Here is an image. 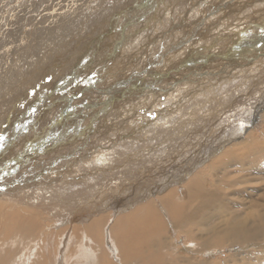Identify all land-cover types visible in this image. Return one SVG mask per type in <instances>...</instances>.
Instances as JSON below:
<instances>
[{
  "label": "bare ground",
  "instance_id": "obj_1",
  "mask_svg": "<svg viewBox=\"0 0 264 264\" xmlns=\"http://www.w3.org/2000/svg\"><path fill=\"white\" fill-rule=\"evenodd\" d=\"M78 1L0 0V21L3 12L12 14L13 10L23 5L25 13L17 16L18 23L31 19V13L36 10L47 16L45 12L49 9L55 12V17L50 19V26L41 34L42 39L46 36L49 39V32L55 24L60 25L58 22L66 18L72 20L71 17L90 19L91 16L85 14L89 5L97 3L104 7L103 4L108 3L107 0H83L85 5L78 6ZM138 1L133 8L135 11L141 8V11L137 12L135 19L128 18L126 24L131 20L138 21V29L122 30L121 39L117 38L122 42L131 31L143 30V21H147L143 20L145 13L148 15L149 10L155 7L173 3L169 5V13L163 9L166 13L163 14L165 22L159 44H156L158 46L146 47L142 52V60H147L148 64L142 66L139 62L138 67L132 69L137 70L135 81H139L131 86H127V81L123 80L120 86L112 84L101 87L99 80L102 78L99 75V80L88 81L89 85L83 86L80 94L73 95L64 90L62 94H49L47 111H61L50 115L51 119L42 127L44 130L40 134H31L34 130L31 131L33 119L24 118V122H19L20 128H27L30 132L18 135V131H15L14 136L18 135L19 139L11 138L12 142L5 148L0 147V264L15 258L12 253L17 246L24 251L22 256L26 248V253L33 254L34 259L30 260V264H50L51 255L47 253L45 256L42 252L44 244H53L52 249L56 250L64 241L63 248L66 244L68 247L71 245L69 249H75L74 255L81 264H224L221 259L206 258V254L212 253L214 248L243 244L255 245V248L241 255H230L225 258V264H264V178L254 176L264 170V80L261 81L263 85L249 96L248 84L251 80L240 82L244 75H239L241 71L247 74V65L252 64V61L253 73H256L254 68L264 64V19L248 22L245 19L248 13L245 18H241L240 11L250 0H237L232 10H229L227 3L236 0ZM255 1L258 3L254 7L264 10V0ZM198 4L201 5L199 8L205 7L204 13L207 12L210 18L219 15L218 20L212 22V19V23H209L203 19L196 21V16H187ZM98 9L93 10L98 13ZM129 9L126 12L131 11ZM231 12L238 14L232 16ZM181 16L183 18L178 20ZM232 19L237 20V32L241 34H235L236 30L230 28ZM45 20L42 19L37 30L31 32L25 31L26 28L21 30V26L16 24L3 27L2 39L5 40L0 42V54L4 50L6 53L0 57V98L5 95L12 97L20 90L17 87L23 83L25 85L24 80L32 72V69L26 68L27 63H32L28 61L27 54L12 58L9 54L11 49L8 48L12 46L18 51L15 44L20 43L21 36L26 35L27 38L28 34L39 35ZM96 24L93 25L98 28L101 23L99 26ZM119 24L120 20L116 25ZM190 26L189 32L196 34L190 39L193 43L206 34V29L211 26L217 31L211 35L206 46H197L183 54L187 57L182 61V56L176 53L179 48L171 53V45L177 34ZM43 27H46L45 24ZM110 32L113 33L112 30ZM220 40L226 45L218 51L215 42ZM116 49L109 52L114 54ZM117 50L118 54L120 48ZM193 50L197 52L195 56L191 55ZM92 58L89 56V60ZM38 61L34 60V68ZM80 63L86 61L82 59ZM225 65L230 72L237 69L239 81L229 79L226 83L222 82L228 78L224 76V71L228 69ZM85 67V64L80 66L81 71L75 73V79L83 75ZM192 77L196 78L192 80ZM214 84L218 88L217 95L213 92L212 96L206 98L198 93L207 90L212 92L210 88ZM183 91L189 93L186 98L188 102L193 100L196 103L191 105L182 102L179 93ZM77 96L84 103L81 102L83 107L75 114L79 106L75 99H78ZM162 97L164 101L160 100ZM176 100L180 101L179 105ZM60 101L63 103L60 104ZM148 102L152 103L148 109H154L156 118L150 119L138 112ZM173 104L177 110L172 119H168L164 115L172 109ZM160 105H164V108ZM90 110H95L93 112L96 114L91 122L86 119L91 114H88ZM112 112L117 114L111 116ZM81 121L83 123L79 125ZM216 121L222 122L213 129ZM16 127L10 124L4 132L13 131ZM75 145L80 148L77 150ZM154 168L156 173L149 174ZM52 172L55 174L52 175ZM45 173L50 175L39 180L32 189L23 190L25 183ZM246 181L263 185L260 193L257 190L247 191L246 196H256L247 201L239 199L245 192L242 187ZM176 234H179L177 238L185 234L186 242L189 243L187 246L198 255L179 253L181 247L176 245ZM107 242L112 246L111 251L106 248ZM258 243L260 245L257 246ZM51 250L46 251L51 253ZM22 256L20 260L23 262L19 259L18 262L27 264ZM78 258L74 264L79 262ZM65 260L68 261L67 257Z\"/></svg>",
  "mask_w": 264,
  "mask_h": 264
},
{
  "label": "rangeland",
  "instance_id": "obj_2",
  "mask_svg": "<svg viewBox=\"0 0 264 264\" xmlns=\"http://www.w3.org/2000/svg\"><path fill=\"white\" fill-rule=\"evenodd\" d=\"M82 1L81 0L78 1V3H77L78 6L79 5L80 6L85 5L84 1L83 2ZM113 1L114 0H107L106 2H108V3H104L103 4L105 8L103 6L96 5L97 3L94 5V3H92L93 2L92 1L91 2L92 5H89L90 6L89 8H92V10L89 9V8L87 10L85 9L86 10V13L85 14L88 13L87 14L88 17H89V15L91 16L90 19L86 17L85 19H87V20H85V19L82 20V18L79 19L80 17L79 18L71 17V18H73L72 20H67V18H66L63 21L58 22V23H60V25L57 26L55 24L54 29H51V32H49V39L46 36L48 40H46V37L44 39H42L41 34L44 31H46L48 29V27L50 26V19L53 18V17H55V12L54 11H49V9H47V11L45 12V13H47V16H46L44 13H41V12H39V10H36V11H34V12L31 13L32 14V18L31 19H29V20H27L25 22H22V23H18L16 21V18H17V16H21L23 13H25V11L22 8L25 5H23L21 8H18V9L13 10L12 11V14L9 11L3 12V15L4 16H3L2 20L0 21L1 23H3V24L0 23V42L1 43H3L4 40H5V39H2V37H3V34H4V28H5L4 26H6L7 24H16L17 26H21V28H20L21 30H23V28H26L25 31L31 32L33 30H37L36 28L39 27L40 21L42 19H46V20H45V22H43L41 24V30H42V32L39 35H37V34H31V35L28 34L27 35V38H26V35L24 37L21 36L20 43L15 44V47L18 48V51H16L14 49V47H12V46L10 48H8V50L11 49L9 51L10 52L9 54H10V56L12 58H15V57L18 58L21 54H25L26 53L27 54L28 61H31L32 62L30 64L27 63L26 64V68L27 69H32V72L30 73L29 77H26L27 79L24 80L25 85L23 83L22 86L17 87V88H20V90L18 92L14 93V95H13L14 97L12 96V97L8 98V95L7 96L5 95L3 98L1 97L2 99L0 98V136L4 137L3 138L4 140H0V147L1 148H5L4 147L5 145L7 146V144L11 143L12 142V141L10 142L11 138L17 140V139H19V136L18 135H22L23 132H27V133L30 132L27 128H25V129H21L20 128L21 123H19V122H21V121L24 122V118L25 119L28 118L29 120L33 119V126L31 128V131L33 129L34 130H33V132H31V134H40V132L42 130H44V128H42V127H45L46 124L51 119L50 115H56L55 113L58 114L61 111V109H60V110H56V112L49 113V111H47L46 101L49 100V97L50 96H53V95H56V94H62V90H64L65 92H68V93L69 92H72V93H74L73 95L80 94L81 89L83 88V86H86L87 84L89 85V82L90 81H93L94 79H95L94 81H96V80L98 81L99 78L100 79L102 78L101 80H99V81H101L100 82V86L101 87H107V86H110L112 84H114V86H116V85L117 86H120L121 85V82L123 80H126L127 81V82H125L127 84V86H131V85H133V84H135V83H137L139 81V79L137 81H135L136 80L135 78L138 75V73L136 72L137 70L136 69L135 70H132V69L135 68L134 66L138 67L137 65H138L139 62H140V64L142 66L148 64L147 60L146 61H145V59L142 60V52H144V49L146 47L149 49L153 45L159 44V40L161 38V34L163 33V26H164V22H165L164 21L165 20V17L163 16V14H166V13L163 12V9L164 8L167 9V13H169V9L168 8H170V6H172L171 4H173V3L170 2L172 0H168L170 3H168V5H164V7L163 6L162 7H158V8L155 7L156 10H155V8H153V9L150 8L151 10H149L148 15H145L146 13L144 14L145 17H144L143 20H147V21H143V24H144L143 30H140V31L137 30L138 33H139V34H137L136 33L137 31H131V30L132 29L136 30V29H138V26H139V25H136L138 21H135V20L132 21L133 18L138 14L137 12L141 11V8H138L139 11H135L136 9L133 8V7L136 6V3L139 2V1L138 0H135L134 3H133V0H132V2L130 0H129L130 2L127 1V0H125V1L124 0H120V2H118L119 0H117V1L115 0L114 2ZM141 1L142 0H140V2ZM127 2L130 3V4H132V3L133 4L132 5H130V4L128 5ZM119 3L121 5V8L123 6H125V8L123 7L121 9ZM143 3H145V2H143ZM235 3L237 4V0L235 2H229V3H227L229 5V7H230L229 10L230 9L232 10L233 8H235V6H236ZM256 3H258V1H255V0L254 1L252 0L251 1L250 0V2L247 3L246 7L243 8L244 10L242 9V11H240L241 18H245L247 16L245 19L248 20V22L250 20H252L250 22H260L262 19H264V13H263L264 10H262L263 11L262 12L260 8L254 7V5ZM110 4L113 6V9L114 10L112 9V7H111ZM115 4H117V5L115 6ZM124 4L128 5L129 7L128 6L126 7V5H124ZM200 4H204V3H200ZM230 5H232V8H231ZM107 6H110L111 7V13L109 11L110 7L107 8ZM118 6H119V8H118ZM200 6L201 5H199V4L197 6H195L193 8V10H191L190 13L187 14V16L190 17L192 15L191 18H194L196 16L195 17L196 21H202V19H203L205 21H208L209 23L211 22L212 19H213L212 22L218 20V16L219 15L211 16V18H210V15L207 14V12L204 13L206 11L205 10V7L202 6L201 8H199ZM97 7L100 8V9L101 8L105 9L106 10L105 12H107V14L104 12V10L101 9L102 11H100V9H98ZM114 7L115 8L117 7V8L115 9ZM247 7L250 8V9H248ZM161 8H162V10H160ZM198 8H199V13L196 15V11H197ZM93 9L95 11H97V9H98V11L100 13L103 12V14L104 13L106 14V15L104 14L105 16L102 14L104 17H106V16L107 17L104 18V17H102V15L100 16L99 15L100 13L99 12L96 13ZM117 9H121V10L119 11ZM127 9H129L131 11H127L126 12ZM157 9H159V11ZM245 9H247V10H245ZM255 9H256V11H255ZM262 9H264V7ZM112 10H113V12H112ZM200 11H202V12H200ZM251 11L253 13L250 14V16L248 17V14ZM38 12H39V15H38ZM130 13H132V14L134 13L135 15H132ZM158 13H160L161 15H159ZM235 13L236 12H231V15L234 16ZM108 14H110V15H108ZM237 14L238 13H236V16H237ZM140 15L143 16V14H140ZM130 17L132 18V20L129 22L128 25H126L127 24V19L130 18ZM159 17H162V18H159ZM97 18H98V20L96 21ZM182 18H183V16L179 17L178 20H180ZM206 18H209V19L206 20ZM93 19L97 23V24L95 22L93 23V24H96L95 26H99V24L101 23L99 27L102 30H100L99 27L98 28L97 27H94V25L92 24V22L94 21ZM106 19L107 20L109 19L108 22L106 21ZM121 19H123L125 21H123V20L121 21ZM88 20H89V22H88ZM119 20H120V24H119V26H117L116 24L119 23ZM232 20H233V25L230 28H232L233 30H236V33L235 34H237V35L241 34V32L239 34L237 32V29H238V27H236L237 20H234V19H232ZM67 22H69V24ZM73 22H75V23H73ZM86 22H87V24H86ZM103 22H104V24H102ZM24 23H27V24L24 25ZM88 23H89V25L91 24V26H89ZM105 23H107V25ZM123 23H124V25H123ZM43 24H45L46 27H43ZM104 25L106 26V28L104 27ZM59 26H61V27H59ZM101 26L103 28H105L106 31H104V29ZM233 26H235V29H234ZM239 26H241V25H239ZM115 27H117V28H115ZM125 28H126L127 31L130 28H132V29L130 30L131 32L129 31L130 33H128L127 37L125 38V40H124L125 42L124 41L122 42V41H120V39H121V35L123 34V31L122 30H125ZM115 29H117V30H115ZM190 29H191V26L188 27V28L186 27L184 29V31L181 30V32L179 34H177V38L175 39V41L171 45L172 46L171 53L176 52L177 49L179 48L178 49V52H176V53H178L179 55L182 56L181 57L182 61L184 59H186V57H187V56H185L183 54L189 53L192 49H195L197 46H202V47L206 46L207 43H208V41H209V39L211 38V35L214 34L215 31H217V29L215 27L211 26L209 29H206L208 31V33L206 31V34L202 35L201 38L199 37L193 43V42L190 41V39L192 37H194L196 34L195 35L191 34L189 32ZM221 29H223V27ZM21 30H20V32L22 33ZM75 30H76V32H75ZM98 30H100V32ZM110 30L113 31L112 34H111ZM82 31H85V32H82ZM108 31H109V33H108ZM119 34H120V36H119ZM92 35H93V37H90L89 38V36H92ZM129 35H131V36H129ZM137 35H138V38H137ZM117 38H120V39H117ZM105 42H106V45H107V47H106L107 50L105 48L106 45H104ZM113 42H114V44H112ZM118 43H119V45H118ZM215 44L218 47V51H221L225 47V45H226V43H224L221 40L219 42H215ZM94 46H95V48H93ZM110 46H111V48L113 47L112 49L110 48L111 50L108 48ZM119 46H121V47H119ZM122 46H125V47H122ZM129 46H131V47H129ZM156 46H158V45H156ZM115 47L117 49L120 48V51H119L118 54H117V52H118L117 49L114 51V54L112 53L113 52V49ZM217 47L214 46V48H217ZM121 48H123V50H121ZM131 48H133V49L131 50ZM175 48H177V49H175ZM91 50H93V51L91 52ZM100 50H103V51L105 50V51L104 52L103 51L101 52ZM109 50L112 51V52H109ZM106 51H108L109 52L108 54H110V55H108ZM133 51H135V52H133ZM5 53H6L5 50L2 51V54H0V57L3 54H5ZM196 53L197 52H195V50H193V52L191 53V55L192 56H195ZM100 54H103V55L100 56ZM113 55H115V56H113ZM86 56L88 58H86ZM89 56L90 57H94V58H92V59L89 60ZM250 57L253 58L254 55H250ZM21 58L24 59L25 58L24 55H22ZM111 58H112L113 61L110 60ZM36 59H39V61L37 63H35V68H34V65L33 64H34V60H36ZM82 59L84 61H86V63H80V61ZM105 59H108L109 61L108 60H105ZM254 61H255V59H254ZM101 62L103 64H100ZM104 62H107V64L104 63ZM82 64H85V66H86L82 70L83 75L79 79H75L74 78V75L78 71H81L80 70V66ZM110 64L111 65L114 64V66H110ZM96 65H97V67H96ZM251 65H254L253 64V61H252V64H250L249 66L247 65V74H246V72H243L242 73V71H241V74H239L240 76L241 75H244L245 76V77L242 76V78H241L242 81L240 80V77L238 75V72H236L237 69H236V71L233 70V71L230 72L229 71V68L226 67L227 65H225V67L228 68V69L224 71L225 72L224 76H228V78L227 79L224 78L222 82L223 83H226V82H228L229 79H231L232 81H239L240 80V82H243V81L246 82V81L251 80V82L249 81V84H248V94L250 96V94H253L254 91H256L259 86H261V85L264 84V83L261 84V81H262V79L264 80V78H261V79L258 78V76L259 77H264V64H263V66H261L260 64H257V65H260L261 68H259L260 66L258 68L257 67L254 68L256 70V73H253L251 71V68H253V67H251ZM73 66H74V68H73ZM108 66H109V68H108ZM110 67L113 68V69H111ZM123 70H125V71H123ZM240 70H241V68H240ZM249 70L253 74H251ZM86 71H88V72H86ZM103 72H105V73H103ZM96 73H97V75H96ZM101 73H103V74L101 75ZM41 74H42V76H41ZM233 74H235V76H234V78H231V76ZM99 75H100V77L98 78L97 76H99ZM104 76H106V79H105ZM31 77H33V79L35 78L34 79L35 81ZM88 77H89V79H88ZM49 78H51V79H49ZM195 78L196 77H192V80L195 79ZM243 78H244V80H243ZM251 78L252 79L253 78H256V79L255 80H252ZM90 79H92V80H90ZM169 79H170V77L168 78V80ZM31 80H33V81H31ZM252 81L255 82V83H253ZM15 82H14V85L16 84ZM250 83H252L253 85L251 84L252 85L251 86ZM72 86H74V87H72ZM216 86L217 85H215V84L211 86L212 88H210V89L213 90L212 92L209 91V92H211V94H209V92H207L208 90L207 91H204V93H200V92H198V93L201 96H204V97L206 96V98L207 97H210V95L212 96L213 94L214 95H217L216 93H218V88ZM226 86H228V85H226ZM39 87H41V88H39ZM32 88H34V89H32ZM250 91H251V93H250ZM201 92H203V91H201ZM213 92H215V93H213ZM49 94H50V96H49ZM179 94L181 95L180 97L182 99H180V100L182 102L184 101V102L190 103V104L191 103L192 104L196 103L193 100H189V102H188V100L186 99V98H188V95H189L188 92L183 91V92H181ZM199 94H197V95H199ZM207 95H209V96H207ZM77 97H78V99L77 98H75V99H76V102L79 104V106H77V109L75 110L76 112H74L75 114H78L79 113L80 109H82V107H83L82 106V103H84V100L82 98H79V96H77ZM5 98H7V101L6 102H5V100H6ZM15 98H17L16 101H15ZM79 99H81V100H79ZM184 99H186V100H184ZM62 101H64V100H62ZM176 101L178 102L179 100H176ZM62 103L60 101V104H62ZM179 104H180V101L178 102V105ZM7 105L10 106V107H8ZM149 105H152V103H149L148 102L147 104H145V108H148ZM174 106H175V104H173V107ZM173 107H172V109L170 111L165 112V115L164 116L168 117V119H172V117L175 115L174 112L177 110V108H175L176 106L174 108ZM45 108H46V110H45ZM95 110L88 111V114L91 113L90 115H88L86 117V119L88 121L91 122V120H93L94 116L96 115L94 113ZM41 112H42V114H40ZM115 114H117V112H112L111 113V116H113ZM38 115H39V117H38ZM41 119H43V120H41ZM70 120L68 119V121H70ZM70 122L68 123V126H70ZM221 122L222 121H219V122L216 121V123L213 125V129H216L217 128V125L219 123H221ZM82 123L83 122L81 121L79 123V125H82ZM10 124H12L13 127L14 126H17L16 127L17 130H15L16 129L15 128L13 131H10V132L5 133L4 131L7 130L6 127H9ZM257 124H259V123H257ZM72 125H73V123H72ZM15 131H18V135H15L14 136ZM6 136H8V139H6L7 138ZM3 141L5 142V144L3 143ZM23 145L25 146V144H23ZM23 145H21V146H23ZM75 146H77V150H78V148H80L79 145H75ZM51 155H53V153L50 154V156ZM155 173H156V170L154 168L153 169V172H151L149 174H155ZM53 174H55V172L54 173L52 172V175ZM46 175L49 176L50 174L45 173L44 175H42V176H40L38 178L29 180L27 183L24 184V189L23 190L32 189V187H34L33 185L38 184V181L39 180H42L43 178H45ZM254 176H258V177H263L264 178V170L255 173ZM24 177H26V176H24ZM245 184L246 185H244L242 187V188L245 189V192H244L243 196H240V198H239L240 200L245 199V201H247L248 199H253V198L256 197L255 195H253V196H246L247 195V191L257 190V192L260 193L262 191V189H263V185L260 182H257V183H249L248 181H246ZM97 201L98 200H93L94 203H99ZM246 204H247V202H246ZM103 205H105V203H103ZM178 235L176 234L174 236V239L176 238L175 240L177 242L176 245L177 246L179 245L178 247H181V248L183 247V250L181 248H179V253L181 252V253H184V254H187V255L189 254V255H192V256H197L198 254L196 253V251L194 249H192V248H189L187 246V244H189V243L186 242V236H185V234H181L179 236L180 239H179V237L178 238L176 237ZM64 243H65V241L62 242V246L59 247V248H57L56 250H53L52 249V247L54 248L53 244L51 245V244L48 243L49 246H46V243L44 244V247H43V251L42 252H43V254L45 256H46L47 253H49L51 255L52 260H50L51 261L50 264H63V263L64 264H74L75 263L76 258H78V257H75V255H74V253L76 252L75 249H73V250H72V248L69 249V247L71 245L68 247L67 244L65 246L66 248L65 247L63 248V244ZM66 243H68V241ZM246 245L247 244L241 245L243 247V249H242V247L240 245H237L236 247L234 245V246H226L224 248H222V247L221 248H214L215 250L212 253L206 254V258H214V259H218V260L221 259L222 260V263L225 264V262H224L225 258L229 257L230 255H241V254H243V253H245L247 251H250V249L255 248V245H252V246L251 245L246 246ZM258 245H260V244L258 243L257 246ZM110 246H111L110 243L107 242L106 248L109 251L112 250V246L111 247ZM67 247H68V249H67ZM47 249L48 250H51L52 249L51 250V253H50V251L47 252L46 251ZM14 250L15 251H14V253H12V257L14 256L15 258L12 259V260L8 259L5 264H22L21 262H23V261L20 260V257L22 256V254L24 253V251L21 250V249H19L18 246ZM64 250H67V251L65 252ZM26 252H28V248H26ZM26 252L22 256V258H25V262L27 264H30V260L33 261L34 256H33V254L26 253ZM65 257H67V260L68 261L65 260ZM113 257H114V252H113ZM238 257H240V256H238ZM18 259L21 262H18ZM28 261H29V263H28ZM78 261H79V258H78ZM239 262H241V261H239ZM252 263H254V262H252ZM77 264H81V261H79ZM82 264H84V263H82ZM226 264H227V262H226Z\"/></svg>",
  "mask_w": 264,
  "mask_h": 264
},
{
  "label": "snow or ice",
  "instance_id": "obj_3",
  "mask_svg": "<svg viewBox=\"0 0 264 264\" xmlns=\"http://www.w3.org/2000/svg\"><path fill=\"white\" fill-rule=\"evenodd\" d=\"M49 79H51V78H49ZM0 140H3V137L2 136H0Z\"/></svg>",
  "mask_w": 264,
  "mask_h": 264
}]
</instances>
